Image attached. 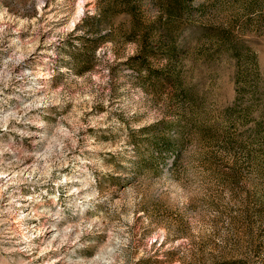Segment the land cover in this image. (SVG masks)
Instances as JSON below:
<instances>
[{"label": "rangeland", "instance_id": "obj_1", "mask_svg": "<svg viewBox=\"0 0 264 264\" xmlns=\"http://www.w3.org/2000/svg\"><path fill=\"white\" fill-rule=\"evenodd\" d=\"M0 264H264V0H0Z\"/></svg>", "mask_w": 264, "mask_h": 264}]
</instances>
